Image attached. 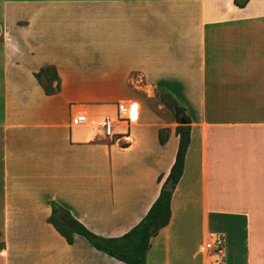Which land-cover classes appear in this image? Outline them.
<instances>
[{
    "label": "crops",
    "instance_id": "crops-1",
    "mask_svg": "<svg viewBox=\"0 0 264 264\" xmlns=\"http://www.w3.org/2000/svg\"><path fill=\"white\" fill-rule=\"evenodd\" d=\"M234 1L0 0V264H125L82 236L70 245L51 202L123 236L159 197L182 118L185 169L146 264H206L213 219L243 228L226 264H264V0ZM47 66L54 95L35 76ZM159 89L180 113L162 115ZM131 102L138 119L105 138L100 121ZM79 114L89 125H72Z\"/></svg>",
    "mask_w": 264,
    "mask_h": 264
},
{
    "label": "trees",
    "instance_id": "trees-1",
    "mask_svg": "<svg viewBox=\"0 0 264 264\" xmlns=\"http://www.w3.org/2000/svg\"><path fill=\"white\" fill-rule=\"evenodd\" d=\"M248 1L235 0L234 2L236 6L243 8ZM35 76L47 95H54L60 92V79L54 67H44ZM161 98L165 105L175 109L176 113L182 111L170 94L163 93ZM176 134L179 137V147L170 175L163 185L159 197L153 203L146 216L129 232L118 238L100 237L79 222L68 207L55 201L51 202L52 215L48 220L49 223L70 245L74 244L75 236L79 235L86 238L97 250L125 264H146L152 237L169 225L172 193L175 186L180 182L185 169L186 156L191 141V127L187 124H180L176 128ZM167 139V130H161L160 144L165 145ZM171 179L174 181L173 189L172 191H166L165 187Z\"/></svg>",
    "mask_w": 264,
    "mask_h": 264
},
{
    "label": "built area",
    "instance_id": "built-area-1",
    "mask_svg": "<svg viewBox=\"0 0 264 264\" xmlns=\"http://www.w3.org/2000/svg\"><path fill=\"white\" fill-rule=\"evenodd\" d=\"M120 118L105 117L99 123V128L105 138H113L115 133L113 131L114 124L125 121V125L129 122H135L140 114V106L136 103H124L120 106ZM135 118V119H134ZM127 123V124H126ZM72 125L82 127L89 125L88 116L85 114L76 115L72 119ZM201 253H206L208 258L207 264H226V239L225 235L221 233H210L207 240L201 247Z\"/></svg>",
    "mask_w": 264,
    "mask_h": 264
},
{
    "label": "rangeland",
    "instance_id": "rangeland-1",
    "mask_svg": "<svg viewBox=\"0 0 264 264\" xmlns=\"http://www.w3.org/2000/svg\"><path fill=\"white\" fill-rule=\"evenodd\" d=\"M163 93H164V90H160V89L157 90V98H158V102L159 103H162V104L165 105V103L163 102V100L161 98ZM165 110L167 111V113H165V114L163 113L162 114L164 117L170 116V113H172V116L176 115V110L175 109H172V108L166 106ZM212 226H214V227L217 226L215 228L216 233H221V234L225 235L226 245H227V242H228V240L230 238L232 240L239 241L243 237V235H242L243 234V228H239L235 232L234 230H232V229L230 230V229H228L225 226L220 227L219 223H217L214 219L212 220ZM203 256H206V253L199 254L200 259ZM239 259H240L241 262H243V253H241V256H240ZM207 261H208V258H207Z\"/></svg>",
    "mask_w": 264,
    "mask_h": 264
},
{
    "label": "water",
    "instance_id": "water-1",
    "mask_svg": "<svg viewBox=\"0 0 264 264\" xmlns=\"http://www.w3.org/2000/svg\"><path fill=\"white\" fill-rule=\"evenodd\" d=\"M180 124L181 125H185V124H187V121H186V119L185 118H182L181 119V121H180ZM173 179H171L168 183H167V185H166V187H165V190L166 191H172V189H173Z\"/></svg>",
    "mask_w": 264,
    "mask_h": 264
}]
</instances>
